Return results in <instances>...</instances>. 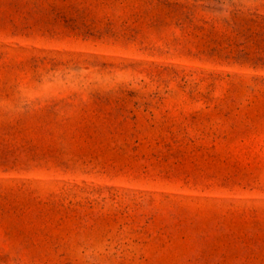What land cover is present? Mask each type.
Here are the masks:
<instances>
[{
  "label": "rangeland",
  "instance_id": "374dc122",
  "mask_svg": "<svg viewBox=\"0 0 264 264\" xmlns=\"http://www.w3.org/2000/svg\"><path fill=\"white\" fill-rule=\"evenodd\" d=\"M0 264H264V0H0Z\"/></svg>",
  "mask_w": 264,
  "mask_h": 264
}]
</instances>
